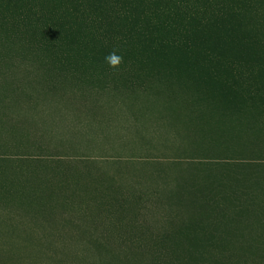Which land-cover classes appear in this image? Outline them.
<instances>
[{
    "label": "rangeland",
    "instance_id": "obj_1",
    "mask_svg": "<svg viewBox=\"0 0 264 264\" xmlns=\"http://www.w3.org/2000/svg\"><path fill=\"white\" fill-rule=\"evenodd\" d=\"M235 1L0 0V264H264V0Z\"/></svg>",
    "mask_w": 264,
    "mask_h": 264
},
{
    "label": "clouds",
    "instance_id": "obj_2",
    "mask_svg": "<svg viewBox=\"0 0 264 264\" xmlns=\"http://www.w3.org/2000/svg\"><path fill=\"white\" fill-rule=\"evenodd\" d=\"M105 62L112 68H117L123 62V57L118 55L115 51L110 52L104 57Z\"/></svg>",
    "mask_w": 264,
    "mask_h": 264
},
{
    "label": "trees",
    "instance_id": "obj_3",
    "mask_svg": "<svg viewBox=\"0 0 264 264\" xmlns=\"http://www.w3.org/2000/svg\"><path fill=\"white\" fill-rule=\"evenodd\" d=\"M249 1H252V0H236L234 4H237V3H242V4L244 5V4H246L247 2H249ZM185 5H188V3H187V4H185ZM221 6H222V7H224V6H226V5H224V4H221ZM16 33H17V32H16ZM12 37H13V36H12ZM22 40L24 41V39H23V38H22Z\"/></svg>",
    "mask_w": 264,
    "mask_h": 264
}]
</instances>
